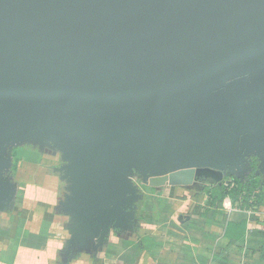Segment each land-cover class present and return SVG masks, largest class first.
<instances>
[{"label":"water","instance_id":"95a60500","mask_svg":"<svg viewBox=\"0 0 264 264\" xmlns=\"http://www.w3.org/2000/svg\"><path fill=\"white\" fill-rule=\"evenodd\" d=\"M21 143L77 152L116 210L132 171L237 169L264 152V0H0V171Z\"/></svg>","mask_w":264,"mask_h":264},{"label":"crops","instance_id":"0c3cea01","mask_svg":"<svg viewBox=\"0 0 264 264\" xmlns=\"http://www.w3.org/2000/svg\"><path fill=\"white\" fill-rule=\"evenodd\" d=\"M68 153L12 147L11 165L0 171V264H264V205L241 208L225 198L216 208L204 193L243 181L255 160L264 194L259 147H247L237 169L189 186H155L149 172L132 171L122 178L120 210L108 197L89 198L85 176L72 168L78 153Z\"/></svg>","mask_w":264,"mask_h":264},{"label":"trees","instance_id":"16d2710c","mask_svg":"<svg viewBox=\"0 0 264 264\" xmlns=\"http://www.w3.org/2000/svg\"><path fill=\"white\" fill-rule=\"evenodd\" d=\"M14 166L17 161L13 159ZM251 173L243 179L231 180L229 184L216 185L215 187H206L204 193L208 194V205L211 207H218V205L225 199L229 198L233 204H238L241 208H250L253 206L264 205V194L260 190V176L255 174L256 162L251 161ZM232 226V225H231ZM244 228V225H235L236 229Z\"/></svg>","mask_w":264,"mask_h":264},{"label":"built area","instance_id":"2783aa9c","mask_svg":"<svg viewBox=\"0 0 264 264\" xmlns=\"http://www.w3.org/2000/svg\"><path fill=\"white\" fill-rule=\"evenodd\" d=\"M228 184H229V181H228V182H226L225 186H227Z\"/></svg>","mask_w":264,"mask_h":264},{"label":"rangeland","instance_id":"374dc122","mask_svg":"<svg viewBox=\"0 0 264 264\" xmlns=\"http://www.w3.org/2000/svg\"><path fill=\"white\" fill-rule=\"evenodd\" d=\"M34 140L37 141V138H35Z\"/></svg>","mask_w":264,"mask_h":264},{"label":"flooded vegetation","instance_id":"af4514ba","mask_svg":"<svg viewBox=\"0 0 264 264\" xmlns=\"http://www.w3.org/2000/svg\"><path fill=\"white\" fill-rule=\"evenodd\" d=\"M253 161V160H252ZM221 184V183H220Z\"/></svg>","mask_w":264,"mask_h":264}]
</instances>
